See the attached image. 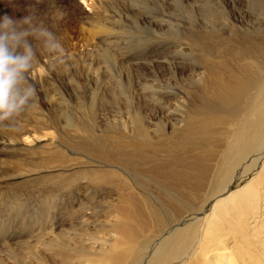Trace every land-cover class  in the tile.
I'll return each instance as SVG.
<instances>
[{
    "label": "rangeland",
    "instance_id": "obj_1",
    "mask_svg": "<svg viewBox=\"0 0 264 264\" xmlns=\"http://www.w3.org/2000/svg\"><path fill=\"white\" fill-rule=\"evenodd\" d=\"M260 1L0 0V17L14 19L36 4L70 66L52 70L38 46L28 73L38 102L15 130L0 129V264H94L62 250L87 255L107 239L123 251L131 236L149 243L199 210L216 179L219 129L203 139L187 132L157 139L179 96L172 88L200 71L179 47V30L203 31L210 21H247L249 30ZM151 86L165 89L156 102L144 97ZM133 113L156 131L148 146L124 134ZM228 242L230 261L248 260V243Z\"/></svg>",
    "mask_w": 264,
    "mask_h": 264
},
{
    "label": "bare ground",
    "instance_id": "obj_2",
    "mask_svg": "<svg viewBox=\"0 0 264 264\" xmlns=\"http://www.w3.org/2000/svg\"><path fill=\"white\" fill-rule=\"evenodd\" d=\"M259 8L260 15L249 30L247 21L221 27L210 21L203 31L182 24L177 29L179 47L188 50L187 57L200 71L191 82L188 79L187 84L172 88L179 96L170 111L168 131L157 139L185 132L203 139L219 129L221 143L211 196L198 211L184 214L149 243H140L133 235L131 244L116 252L107 239H96L87 255L62 250L63 255L92 258L94 264H264V0ZM206 16L213 20L216 15L208 10ZM151 36V41H157ZM149 89L143 96L155 102L165 91L162 87ZM134 115L128 132L123 133L137 145L143 143L140 147L148 146L154 127L149 131L142 117ZM228 240L248 243V260L242 257L238 262L236 257L230 261ZM226 260L229 262L224 263Z\"/></svg>",
    "mask_w": 264,
    "mask_h": 264
},
{
    "label": "clouds",
    "instance_id": "obj_3",
    "mask_svg": "<svg viewBox=\"0 0 264 264\" xmlns=\"http://www.w3.org/2000/svg\"><path fill=\"white\" fill-rule=\"evenodd\" d=\"M36 4L28 5V14L20 19L7 14L0 17V129L15 130L18 118L38 102L28 79L38 63V46L49 54L52 70L63 66L65 72L70 71L60 39L39 19Z\"/></svg>",
    "mask_w": 264,
    "mask_h": 264
}]
</instances>
